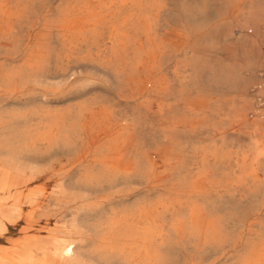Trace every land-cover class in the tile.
<instances>
[{"label":"bare ground","instance_id":"bare-ground-1","mask_svg":"<svg viewBox=\"0 0 264 264\" xmlns=\"http://www.w3.org/2000/svg\"><path fill=\"white\" fill-rule=\"evenodd\" d=\"M24 1L0 0L1 36L11 38L13 25L22 20V11L26 9L22 4ZM26 1L34 3L36 0ZM81 1V5L69 4L61 9L59 15L62 21L58 31L63 36L81 34L89 25L107 18H117L118 24L113 27L110 38L118 42L121 50L128 42H132L140 56L134 67L144 74L131 80L136 97L147 103L153 94L172 95L169 83L155 73L157 57L166 49L163 40L159 39L160 43H156L158 38L155 32L164 21L171 24L169 30L165 31L171 40L190 39L193 30L204 21L199 15L206 16L208 13L207 2L203 0L201 4L193 5L190 4L193 0H182L180 13L172 14L168 6L171 0ZM262 11L263 0H255L249 17L251 24L261 18ZM228 22L225 27L227 31L221 32L216 28L212 32L209 44H215L221 35L232 36V26L244 28L249 23H241L235 18ZM128 30L135 32L133 39L128 36ZM254 35L248 38L240 33L238 41L241 44L248 42L243 53L238 51L237 44L227 47L231 58H238L249 66L248 77L252 78L255 76L254 67L263 62L259 58L251 67L247 61V55L258 46V38L264 40V35L259 32L255 31ZM142 40H145V46ZM185 47L192 48L181 42L177 50H184ZM195 50L202 54L208 52L206 48L202 50L195 47ZM16 58L10 55L5 59L15 62ZM12 68H0V264H100L105 257L111 258L118 252L128 256L132 262L147 261L145 264H148L151 256L150 209L146 202L140 206H126L133 196V190L127 185L133 177L148 181L155 164L145 152L139 153L134 160L130 159V142L122 138L121 134L128 126V121L114 119L112 112L104 108L94 110L82 107L77 113H72L21 104L17 97L20 91L18 85L24 84L27 74L30 76L39 69V61L32 54L25 59L23 67ZM18 80L20 83L17 84ZM237 88L241 96L247 92L246 83L241 82ZM181 93V90L177 91V103L182 100ZM253 93V111L256 114L250 117L255 119L250 124H246L241 113L245 106L243 104L232 105L231 113L227 114V106L219 99H183L175 121L157 133L167 141L161 153L169 152L178 143L179 134L188 143L199 129L208 131L207 143L212 144L215 138H219L222 144L228 134L227 124L248 126L254 136H260L261 140L254 136L249 139V161L253 166L242 171L235 179L238 190L226 189L214 179L215 167L209 162L212 161L214 166H222L227 162V153L222 147L213 145L201 147L199 161L202 167L191 177L185 190L192 195L190 198L204 199L202 205L191 203L188 213L192 224L210 241L220 240L219 220L214 214L223 210L225 203L230 205L232 202L229 199L234 201L237 198L232 193H245L239 194V200L253 199L254 203L244 213V229L250 236L243 263L264 264V179L258 176L256 169L257 157L264 156L262 83ZM177 103L175 106L178 107ZM7 105L19 107L3 108ZM166 107L168 112L171 111L172 105L167 103ZM192 149L197 150L196 144H192ZM54 150L62 151L65 155H52ZM247 157L243 155V161ZM178 158L180 167H183L180 155ZM196 164L193 162L192 167ZM183 184L186 185V182ZM108 203H115L122 210L119 214L114 212L112 217H104L105 214L99 213V209ZM226 209L230 215L238 216L237 204ZM205 215L211 218H205ZM254 226L259 229L253 240L251 234ZM104 228L111 232L109 238L103 239L104 242L92 240L88 243L89 232ZM15 229L18 232L13 236L10 232Z\"/></svg>","mask_w":264,"mask_h":264},{"label":"rangeland","instance_id":"rangeland-1","mask_svg":"<svg viewBox=\"0 0 264 264\" xmlns=\"http://www.w3.org/2000/svg\"><path fill=\"white\" fill-rule=\"evenodd\" d=\"M202 1L193 0L190 4L197 5ZM205 1L208 13L206 16L199 15L204 21L190 34L191 40H171L165 32L169 30L171 24H166L164 21L159 24L155 32L158 38L156 43H160L159 39L163 40L166 49L157 57L155 73L164 77L169 83L172 95L153 94L151 101L147 103L136 97L131 83L135 76L144 74L134 67L140 56L138 57L133 43L128 42L121 50L118 42L110 38L113 27L118 24L117 18H107L95 25H89L81 34L63 36L58 31L62 21L59 15L61 9L69 4L81 5L83 3L81 0H68V2L67 0H36L34 3L25 0L22 3L26 8L22 11V20L13 25L14 32L11 38H5L0 34V68L19 69L23 67L25 59L32 54L35 55L36 61H39V69L34 74L25 76L26 80L23 81L25 86L18 85L20 91L17 97L21 104H34L36 108L46 107L54 112L71 111L72 113H77L82 107H90L94 110L104 108L112 112L114 119H126L130 123L127 122L128 126L121 132L122 138H127L130 142V159L134 160L139 153L145 152L155 164L150 171L148 181L133 177L127 185L133 190V196L126 202V206H140L146 202L150 209L151 256L148 264H244L243 258L250 236L244 229V213L254 200L251 198L239 200L241 192L232 193L237 198L234 201L229 199L232 203L228 206L225 203L224 209H230L231 205L237 204L238 216L230 215L228 209L217 211L214 217L219 220L220 240L210 241L192 224L188 213L191 203L202 205L204 199L190 198L192 195L188 194L185 188L191 177L202 167L199 161L201 147L213 145L222 147L227 153V162L224 165L214 166L212 161L209 162L215 167L214 179L226 189L238 190L239 185L235 183V179L242 171H247L253 166L249 161L251 159L248 149L249 139L254 136L251 128L227 124L228 134L222 144L219 138H215L212 144L207 143V130H197L188 143L179 134L178 143L174 144L167 153L160 152L167 141L157 133L164 126L175 121L183 99L185 101L219 99L227 106V114L231 113L232 105L243 104L245 106L241 113L246 119V124L255 120L250 117L256 114L253 111L255 109L253 91L264 82V40L259 37L256 50L247 55L251 67L255 60L261 58L263 61L259 66L254 67L253 78L248 77L249 66L238 58H231L227 53V47L237 44L238 51L243 53L248 42L241 44L238 41L240 33L248 38L254 37L255 31L264 35V0L261 18L255 24H251L249 18L255 0ZM181 4L182 0L169 1L171 13H180ZM233 18L241 23H249L244 28L231 25L232 36L221 35L215 44H209L212 32L216 28L221 32L227 31L225 27ZM128 36L133 39L135 32L128 30ZM181 42L192 48L177 50ZM141 43L146 45L145 40ZM195 47L202 50L206 48L208 52L202 54L201 51H196ZM10 55L16 56L17 61L11 62L5 59ZM241 82L246 83L247 87V92L243 96L237 88ZM180 90L182 100L177 103L179 96L176 94ZM167 103L172 105L169 112L166 109ZM176 103L178 107L175 106ZM17 107L19 105H7L3 108ZM254 137L261 140L259 135ZM192 144H196V151H193ZM53 154L65 155L59 150H54ZM179 155L183 167H180ZM243 155H248L244 161ZM193 162L197 163L195 167H192ZM256 165L258 176L264 179V156L257 157ZM155 181L159 182L155 183ZM183 182H186V185ZM241 194L245 195V193ZM224 196L226 197L227 193ZM225 199L227 202V198ZM120 210L122 207L108 203L99 209V213L105 214L104 217H112L114 212L119 214ZM205 218L211 217L205 215ZM258 229V226L253 227L251 234L253 240ZM17 232L18 229H15L10 234L15 236ZM110 235L111 232L106 228L100 231L93 230L89 232L88 243L92 240L104 242L103 239L106 240ZM116 239L119 242V239ZM118 253L111 258L105 257L100 264L147 263V261L132 262L125 254Z\"/></svg>","mask_w":264,"mask_h":264},{"label":"built area","instance_id":"built-area-1","mask_svg":"<svg viewBox=\"0 0 264 264\" xmlns=\"http://www.w3.org/2000/svg\"><path fill=\"white\" fill-rule=\"evenodd\" d=\"M264 81V80H263ZM262 86L264 87V82L262 83ZM262 107H264V106H261V109H262Z\"/></svg>","mask_w":264,"mask_h":264}]
</instances>
